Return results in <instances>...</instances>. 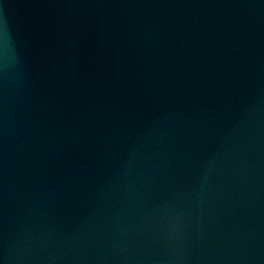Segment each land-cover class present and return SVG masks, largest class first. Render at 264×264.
Masks as SVG:
<instances>
[{
    "label": "water",
    "instance_id": "1",
    "mask_svg": "<svg viewBox=\"0 0 264 264\" xmlns=\"http://www.w3.org/2000/svg\"><path fill=\"white\" fill-rule=\"evenodd\" d=\"M0 264H264V0H0Z\"/></svg>",
    "mask_w": 264,
    "mask_h": 264
}]
</instances>
